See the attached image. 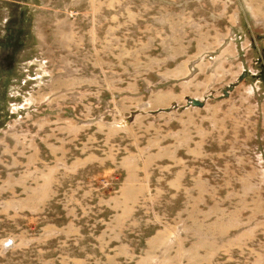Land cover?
I'll return each instance as SVG.
<instances>
[{
	"label": "rangeland",
	"instance_id": "rangeland-1",
	"mask_svg": "<svg viewBox=\"0 0 264 264\" xmlns=\"http://www.w3.org/2000/svg\"><path fill=\"white\" fill-rule=\"evenodd\" d=\"M0 264H264V0H0Z\"/></svg>",
	"mask_w": 264,
	"mask_h": 264
},
{
	"label": "water",
	"instance_id": "water-1",
	"mask_svg": "<svg viewBox=\"0 0 264 264\" xmlns=\"http://www.w3.org/2000/svg\"><path fill=\"white\" fill-rule=\"evenodd\" d=\"M191 104L196 105V106H199L201 104V102L198 101V100H192L191 101Z\"/></svg>",
	"mask_w": 264,
	"mask_h": 264
}]
</instances>
